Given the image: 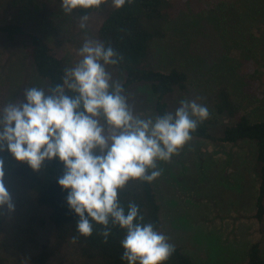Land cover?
<instances>
[{"label":"rangeland","instance_id":"obj_1","mask_svg":"<svg viewBox=\"0 0 264 264\" xmlns=\"http://www.w3.org/2000/svg\"><path fill=\"white\" fill-rule=\"evenodd\" d=\"M178 4L164 38L154 46L160 71L176 68L188 75L187 90L166 97L169 112L182 99H197L209 110L215 89L224 85L236 101L243 102L253 121L264 119V101L246 105L245 78L239 66L243 53L264 56V0H183ZM214 4L216 8L210 7ZM12 18L63 52L68 67L79 59L77 50L84 40L95 39L98 23L92 17L82 30L80 17L65 15L57 0H0V23ZM109 72L113 80L124 81L123 75ZM33 86L47 88V81L36 73L20 41L9 42L0 35V107L10 101L23 102L24 90ZM124 95L134 112L156 116L155 95L147 84H133ZM0 160L4 169L10 167L12 157L6 148L0 151ZM158 166L161 175L151 183L161 206L160 232L169 243L180 246L196 264L242 262L254 242L264 256V220L254 218L259 179L252 143L192 137L179 154ZM4 184L14 211L7 212L2 253L10 264H27L37 251L23 242L27 229L35 231L39 245L53 241L49 211L36 205L12 180ZM48 264L86 263L73 243H66Z\"/></svg>","mask_w":264,"mask_h":264},{"label":"clouds","instance_id":"obj_2","mask_svg":"<svg viewBox=\"0 0 264 264\" xmlns=\"http://www.w3.org/2000/svg\"><path fill=\"white\" fill-rule=\"evenodd\" d=\"M105 0H61V10H96ZM119 10L132 0H111ZM88 17H80L86 29ZM79 59L64 69L55 86L28 87L24 101H10L0 107V151L27 163L34 172L45 161L57 158L63 174L58 179L67 190L66 203L77 217V236L88 238L94 225L102 226L107 239L111 227L126 235L121 240V259L127 264H165L175 246L152 223H143L139 206L120 202L119 192L131 181L151 183L162 172L159 162L171 157L192 139L209 110L197 99H182L174 112L144 116L129 106L120 81L113 80L108 66L122 57L101 41L86 38L77 50ZM0 209L14 211L4 184L0 160ZM111 225V227H110Z\"/></svg>","mask_w":264,"mask_h":264},{"label":"trees","instance_id":"obj_3","mask_svg":"<svg viewBox=\"0 0 264 264\" xmlns=\"http://www.w3.org/2000/svg\"><path fill=\"white\" fill-rule=\"evenodd\" d=\"M57 1L61 3V0ZM181 1L183 0H132L131 4L126 3L117 10L112 6L111 0H105L99 9H78L73 12L78 17L87 16V20L92 17L98 19L95 40L103 42L105 46L111 45L122 57L117 65L108 66V71L124 76V90L133 84H147L155 95L156 115L161 116L169 112L166 97L176 91H186L188 85V75L184 71L176 68L160 71L154 52L156 41L164 38L166 26L177 14L178 3ZM195 1L198 0H189ZM216 6L214 4L210 7ZM0 35L9 42L20 41L36 73L47 81V88L61 83L64 69L68 67L67 56L63 52L52 49L43 37L28 32L16 18L0 23ZM239 66L245 78L246 105L254 100L264 101V56L256 57V54L248 51L242 54ZM192 137L229 144L247 140L254 145L259 179L254 218L259 222L263 221L264 119L253 121L246 113L243 102L236 101L229 89L221 85L215 89L208 118L199 123ZM9 168H3L4 182L12 180L31 195L36 205L49 211L53 226L52 243L39 245L32 228L26 230V236L22 235L25 244L37 249L29 256L27 264H48L64 244L73 243L72 237L78 235V217L67 206V190H62L58 184L64 166L54 158L52 161H45L41 170L34 172L27 163H20L12 158ZM119 199L125 208L129 202L134 201L144 217L143 223H152L155 230L160 232L161 206L152 183L131 181L119 192ZM7 217V211L0 209V264H10L2 253V237ZM101 231L102 226L94 225L90 237H79L73 243L75 252L86 264H127L121 259L123 249L120 244L126 235L125 231L118 226L111 227L107 243L103 242ZM174 246L175 251L165 264H196L180 246ZM228 264H264L259 243L254 242L249 246L244 261Z\"/></svg>","mask_w":264,"mask_h":264}]
</instances>
